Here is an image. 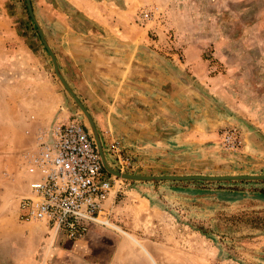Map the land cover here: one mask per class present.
I'll use <instances>...</instances> for the list:
<instances>
[{
  "label": "rangeland",
  "instance_id": "obj_1",
  "mask_svg": "<svg viewBox=\"0 0 264 264\" xmlns=\"http://www.w3.org/2000/svg\"><path fill=\"white\" fill-rule=\"evenodd\" d=\"M29 2L37 22L47 18L43 1ZM127 2L132 8L129 32L145 39L140 46H130L132 80L140 73L149 83L162 82L157 109L165 114L146 116V147L134 153L139 162L133 173L264 172V0ZM151 6L157 8L152 18L140 21L138 12ZM64 11L74 31L82 30L81 22L89 25L74 9ZM0 14L15 29L17 44L26 50L19 54L28 60V65L0 69V81H13V89L20 86L44 113L47 103L61 104L70 109L68 118L83 123L52 70L24 0H0ZM185 44L196 45L207 62L204 80L194 81L190 71L178 68ZM172 53L177 55L174 59ZM195 68L198 74L200 68ZM109 71L100 88L86 84L84 99L100 96L105 101L98 103L103 114L114 103L113 116L107 117L119 122L116 115L123 114L129 88L122 72ZM71 90L82 103L77 95L81 90ZM123 124L117 125L123 129ZM230 126L238 128L242 141L246 139L244 150L252 149L249 153L241 151L243 142L235 152L222 147L219 131ZM100 132L103 149L108 138ZM18 151L9 154L7 167L0 171V264H264V193L258 191L264 182L120 179L105 204L115 228L91 226L75 247L61 235L51 236L43 223L17 220L16 202L23 191ZM3 170L15 178H5Z\"/></svg>",
  "mask_w": 264,
  "mask_h": 264
},
{
  "label": "crops",
  "instance_id": "obj_2",
  "mask_svg": "<svg viewBox=\"0 0 264 264\" xmlns=\"http://www.w3.org/2000/svg\"><path fill=\"white\" fill-rule=\"evenodd\" d=\"M43 8L48 10L47 18L38 20L45 39L53 51L59 70L65 81L73 90H81L77 95L81 99L86 110L93 117L100 131H108L110 134L120 137L129 158L139 162L135 157V152L142 151L144 144L145 130L148 127L146 116H165L163 111H158V93H163L158 87L163 84L159 81L149 83L147 79L138 73V77L132 80L133 65L131 62V44L141 45L145 41L143 35L139 38L129 32L131 9L127 0H41ZM147 1V0H144ZM65 8L74 9L79 13L83 20L89 25L81 22L83 28L81 31H74L71 26V18L64 11ZM2 14H0V69H7L8 66L24 63L28 65L27 56H20V52H25L20 48L19 36L15 29L10 27ZM61 27L60 29H58ZM15 40V44L11 42ZM8 41V43H7ZM7 49L5 48L6 46ZM2 50V51H1ZM29 50V49H28ZM182 61L178 62V68L190 71L194 81H201L207 67V62L203 61L196 45L185 44L181 48ZM18 54V55H17ZM127 56V57H126ZM173 59L177 55H170ZM17 60V64L15 63ZM200 68L198 74L195 66ZM3 66L6 68H3ZM112 68L122 72L126 80V89L128 94L122 101L123 114H118V120L110 121L107 116H113L115 108L111 105L106 114H103L98 108V103L104 104L100 96L90 97L86 100V84L93 88H100L102 82L106 81V76L110 74ZM5 71V70H4ZM129 71V72H128ZM113 80V78H111ZM91 80L94 82L90 83ZM204 80V79H203ZM90 81V82H89ZM135 84V85H134ZM13 81H0V171L7 167V158L10 153L30 144L32 140V130L35 125H46L51 121H64L70 116V109L61 104L47 103L45 113L41 109L42 105L35 104L29 100V96L20 86L13 89ZM149 90H147L148 88ZM145 88V89H144ZM158 94V95H157ZM108 103V102H107ZM37 106V107H36ZM44 108V107H43ZM36 113V122H30L27 117L31 112ZM97 116H106L103 119ZM123 116L125 122H120ZM166 116H173L167 114ZM123 124V129L117 124ZM100 130V131H99ZM143 138V139H142ZM105 140V139H104ZM241 151L247 149L246 139L242 141ZM107 165L112 169L117 168L112 164V157L105 155ZM136 168V167H135ZM125 169L127 173H133L134 169ZM212 174H264V172H230V173H212ZM211 175V174H208ZM243 181H261V180H228V181H172L181 183H200V182H243ZM149 198V197H148ZM90 231V229H89ZM88 231V232H89ZM81 240L73 241L76 246L80 245Z\"/></svg>",
  "mask_w": 264,
  "mask_h": 264
},
{
  "label": "built area",
  "instance_id": "obj_3",
  "mask_svg": "<svg viewBox=\"0 0 264 264\" xmlns=\"http://www.w3.org/2000/svg\"><path fill=\"white\" fill-rule=\"evenodd\" d=\"M156 9L144 8L137 17L146 21ZM27 119L36 122L33 114ZM105 135L104 154L112 157L117 171L135 168L137 163L125 152L121 138L109 132ZM219 138L229 152L242 144L235 126L220 129ZM16 165L23 175V191L16 202L18 221L43 223L51 236L61 235L71 241L82 238L91 226L111 227L110 209L105 204L121 178L102 168L91 135L78 118L36 124L30 144L17 153ZM2 175L15 178L10 171L3 170Z\"/></svg>",
  "mask_w": 264,
  "mask_h": 264
},
{
  "label": "water",
  "instance_id": "obj_4",
  "mask_svg": "<svg viewBox=\"0 0 264 264\" xmlns=\"http://www.w3.org/2000/svg\"><path fill=\"white\" fill-rule=\"evenodd\" d=\"M26 10L28 17L31 21L32 26L37 32L38 38L46 51V53L49 56L52 70L58 79V81L61 83L63 88L66 90V92L70 95L73 102L76 104L78 109L80 110L81 114L83 115L84 122L83 125L85 128H88V131L91 135V138L94 142L95 149L97 150L102 168L109 174L114 177H118L124 180L129 181H228V180H264V174H183V175H172V174H135V173H127V172H119L115 169H112L109 167L105 160V154L104 150L101 147L98 132L95 128V125L93 123V120L86 110V108L83 106V104L79 101L77 96L74 94V92L71 90L65 79L63 78L59 67L57 65L55 56L53 54L52 49L50 48L49 44L47 43L37 20L35 19L29 0H24ZM87 124V125H86Z\"/></svg>",
  "mask_w": 264,
  "mask_h": 264
},
{
  "label": "trees",
  "instance_id": "obj_5",
  "mask_svg": "<svg viewBox=\"0 0 264 264\" xmlns=\"http://www.w3.org/2000/svg\"><path fill=\"white\" fill-rule=\"evenodd\" d=\"M206 59V58H205ZM260 182H264V180H261ZM260 193H264V188H259L258 190Z\"/></svg>",
  "mask_w": 264,
  "mask_h": 264
},
{
  "label": "bare ground",
  "instance_id": "obj_6",
  "mask_svg": "<svg viewBox=\"0 0 264 264\" xmlns=\"http://www.w3.org/2000/svg\"><path fill=\"white\" fill-rule=\"evenodd\" d=\"M111 226L115 228V225L112 224ZM152 259H153V258H152ZM153 262H154V261H153ZM155 264H156V263H155Z\"/></svg>",
  "mask_w": 264,
  "mask_h": 264
}]
</instances>
